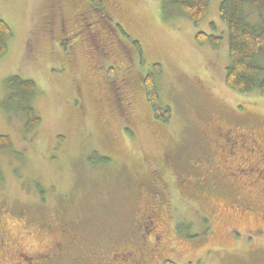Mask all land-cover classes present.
I'll list each match as a JSON object with an SVG mask.
<instances>
[{"label": "rangeland", "instance_id": "374dc122", "mask_svg": "<svg viewBox=\"0 0 264 264\" xmlns=\"http://www.w3.org/2000/svg\"><path fill=\"white\" fill-rule=\"evenodd\" d=\"M219 2L210 0L206 17L194 25L173 9L163 11L160 0H103L109 19L98 25L103 54L89 40L45 27L54 10L70 19V33L78 30L72 18L88 0H0V18L12 29L0 56V134L12 143L0 149V264L34 262L59 240V225L77 239L64 242L76 260L55 250L57 264H95L96 249L106 262L111 250L121 248V238L137 231L132 221L145 200L153 202L146 189L165 174L162 155L174 142L187 167L202 164L204 121L218 111L246 116L241 124L229 123L234 131L246 122L264 136V95L239 94L224 83L228 42ZM245 13L251 23L260 19L248 6ZM197 31L220 36L219 45L197 44ZM153 63L161 67L156 86L160 104L170 111L166 122L153 117L144 95L142 81ZM258 63L264 65V56ZM12 75L37 87L33 106L40 123L30 132L21 115L5 109V81ZM238 162L232 157L226 163L236 168ZM248 175L244 168L232 172ZM163 181L164 187L166 176ZM225 183L231 198L251 197L248 210L221 202L208 207L178 184L170 197L164 191L165 215L156 221L161 254L149 264L165 258L176 264H264V192L245 178Z\"/></svg>", "mask_w": 264, "mask_h": 264}, {"label": "flooded vegetation", "instance_id": "af4514ba", "mask_svg": "<svg viewBox=\"0 0 264 264\" xmlns=\"http://www.w3.org/2000/svg\"><path fill=\"white\" fill-rule=\"evenodd\" d=\"M88 1L89 4L85 3L81 9L77 8L76 17L72 18L77 22L78 25L76 24V26L78 30L75 29L74 32L70 33V19L67 15L54 10L51 16L45 19V27L50 28V26H54L60 35L69 33L71 37H82L84 40H89L92 43L90 45L93 49L105 54L106 50L100 40L98 25H105L108 18L107 15L105 17L102 8L93 6L92 0ZM100 1L103 3V0ZM86 6L89 7L85 8ZM83 13L84 17H79V14ZM235 116L237 115L220 113L218 111L216 114L209 115L204 121L203 133L200 139L201 143H205L202 146L200 156L203 158L202 164L198 166L190 164L187 167V161L181 152V145L178 142H174L171 148L163 153L162 165L167 169L165 174L161 173L159 179H154L153 185L146 189V194H149L150 197L152 196L154 200L153 202L152 200H145V203L138 211L139 214L136 213L132 222H134L133 224H138L137 231L132 230L130 232V239L125 240L121 238V248L116 252L111 250L109 252L110 259L106 262L100 258L103 252L96 249L92 253L93 256L98 258L95 264H116L115 262L117 261L120 264H149L153 256L161 254V239L159 236L161 230L158 228L159 224L156 221L159 220L160 215H165L160 212L161 200L163 201L164 199V191L169 192L168 197H170V189H173V185L178 184L182 190L186 189L189 196L198 199L202 198L208 207L218 205L221 202L222 205H225L230 210H234L235 207H239L241 211L249 209L251 197L244 201L231 198L224 191V187L229 185L225 183V180L228 178L233 181L239 178L249 179L256 191L264 192V136H262L257 128L246 122H243V129L240 128V131H234L229 123L237 122L241 124V120L246 118L242 114L238 117ZM246 128L247 132H244ZM232 157H237L240 160L236 168L226 163ZM217 161L221 162L223 169H219L216 166L215 162ZM240 168H244L251 175L244 177L232 176V172ZM197 169L201 171L199 177L191 174V170L195 171ZM165 176L167 182H165L163 187L158 181L164 183L163 179ZM261 178L263 179L260 180ZM230 186L232 189L236 188V184H230ZM178 199L181 201L180 198ZM262 200H264V195ZM192 203L197 205L195 202ZM172 219L173 216H170V219H168L169 226ZM56 237L59 240L54 241L52 245L47 247L48 249L45 248L40 252L35 257L34 262H27L26 264H57L56 257L60 255L55 250L65 255L67 259L76 260V257L73 255H67V250L64 246V242L70 243L77 240L70 229L64 225H59ZM71 243L75 244V242ZM110 248L111 245L109 243L106 250ZM88 257L89 255L85 259ZM65 258L64 261L66 260ZM168 260L173 261L170 258H165L160 263Z\"/></svg>", "mask_w": 264, "mask_h": 264}, {"label": "trees", "instance_id": "16d2710c", "mask_svg": "<svg viewBox=\"0 0 264 264\" xmlns=\"http://www.w3.org/2000/svg\"><path fill=\"white\" fill-rule=\"evenodd\" d=\"M94 3L93 6L103 10V3L100 0ZM209 3L210 0H160V8L163 11L173 9L197 25L206 17ZM246 6L258 13L260 19L257 23L248 21L245 13ZM218 15L227 28L229 61L224 71L225 85L239 94L255 92L264 95V65L258 63V57L264 56V0H220ZM211 25L214 27L213 23ZM11 36L10 25L0 18V56L6 52L7 42ZM220 39V36L203 31H197L194 34V40L199 45L209 42L217 46ZM112 73L110 69L109 75ZM160 73V64L153 63L152 70L144 75L142 85L153 117L166 122L170 111L168 107L160 104L156 86V77ZM5 83L9 90L5 104L6 111L21 115L25 131H32L40 123V117L33 106L37 91L35 82L19 75H12L6 79ZM11 146L9 136L0 134V149L11 148ZM101 161L106 162L107 158L102 157ZM164 264L176 263L168 260Z\"/></svg>", "mask_w": 264, "mask_h": 264}]
</instances>
